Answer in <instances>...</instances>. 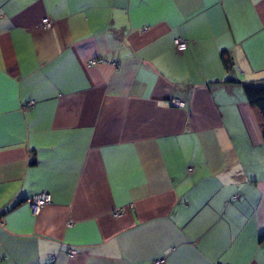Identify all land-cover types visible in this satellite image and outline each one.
<instances>
[{"label": "crops", "instance_id": "obj_1", "mask_svg": "<svg viewBox=\"0 0 264 264\" xmlns=\"http://www.w3.org/2000/svg\"><path fill=\"white\" fill-rule=\"evenodd\" d=\"M261 78L264 0H0V264H264Z\"/></svg>", "mask_w": 264, "mask_h": 264}, {"label": "trees", "instance_id": "obj_2", "mask_svg": "<svg viewBox=\"0 0 264 264\" xmlns=\"http://www.w3.org/2000/svg\"><path fill=\"white\" fill-rule=\"evenodd\" d=\"M221 59L227 69L231 68V57L227 51L221 53ZM226 81H232V79H227ZM242 88L245 98L254 114L257 118L261 136L264 142V78L256 80L242 81ZM35 159H31V163H34ZM236 196L233 198L235 199Z\"/></svg>", "mask_w": 264, "mask_h": 264}, {"label": "built area", "instance_id": "obj_3", "mask_svg": "<svg viewBox=\"0 0 264 264\" xmlns=\"http://www.w3.org/2000/svg\"><path fill=\"white\" fill-rule=\"evenodd\" d=\"M41 22L46 27L51 26V21L47 17L42 18ZM173 43L176 46V48L179 50H184L187 46L186 40H183L180 37L174 38ZM93 63H94L93 60L91 62H89V64H93ZM33 104H34L33 100L29 101V103H28V105H33ZM172 104H174L176 106H183V102L176 100V99L172 100ZM50 200H51L50 195L48 193L42 192V193H38V194L32 196L28 201L32 207L33 212L38 213L39 210L41 209V207L44 206L45 204L49 203ZM71 252H73V251H71ZM162 262H163V258H158L154 261V264H161Z\"/></svg>", "mask_w": 264, "mask_h": 264}]
</instances>
